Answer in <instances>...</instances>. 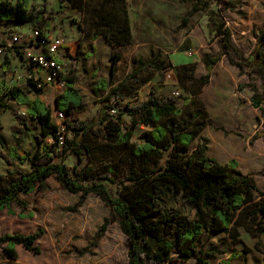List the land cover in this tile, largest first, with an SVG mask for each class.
Here are the masks:
<instances>
[{
    "label": "rangeland",
    "instance_id": "374dc122",
    "mask_svg": "<svg viewBox=\"0 0 264 264\" xmlns=\"http://www.w3.org/2000/svg\"><path fill=\"white\" fill-rule=\"evenodd\" d=\"M15 3L19 0H9ZM134 31L131 45L116 49L106 38L97 40L84 36L89 27V9L97 0H45L43 15L48 27L43 25V34L51 36L65 35V42L70 49L64 56V77H74L76 88L83 97L84 106L73 111L66 120L99 121L101 115L108 111L115 117L117 106L126 103L136 105L150 95L173 97L178 107L184 111L194 109L195 101L201 102L212 122L204 130L207 141V156L227 164L231 159L238 163L237 169L251 174L257 181L260 190H264V104L261 108L252 105V96L264 91V68L258 73L256 59L258 53L264 57V44L259 35L264 31V0H128ZM36 2H34V5ZM196 3L199 4L195 10ZM34 11V10H32ZM32 24L0 23V44L6 45L4 51L7 61L1 78L7 82L16 71L23 74L25 48L28 33ZM48 28V31H46ZM219 30L228 29L231 33L233 48L226 53L223 48V35ZM9 30L23 37L21 44H11L6 36ZM119 53L121 58L115 65L113 80L109 70L112 53ZM218 56L219 60L209 73V83L202 86L194 96L191 92L197 89L199 82L180 80L188 71H181L183 65H195L196 78L208 73L202 62L204 54ZM8 54H12L11 57ZM153 61L160 67H153L138 72L131 79L134 85L132 93L124 100L104 102L111 87L127 79L140 62ZM245 65L242 69L234 63ZM106 80L107 89L99 80ZM137 81V82H136ZM140 81H146L140 83ZM16 85V83H13ZM30 89L25 80L16 86ZM65 87L53 86L42 92L41 99L55 108V98ZM4 104H10L2 98ZM119 102V104H117ZM189 102V103H188ZM187 103V104H186ZM109 104L110 107H105ZM12 105V104H11ZM21 110V106L16 105ZM1 111V109H0ZM55 120V119H54ZM13 121L17 126H13ZM57 121V119H56ZM122 125L131 126L130 116L120 117ZM59 122V121H58ZM1 125L4 143L14 141L13 127H21L11 110L2 112ZM102 125L97 124L94 132ZM146 126L137 125L131 128L132 141L141 143V135ZM33 123L28 130L29 137L17 146L23 153L30 147L32 136L37 133ZM100 133V132H99ZM20 135V134H18ZM94 134L90 136L93 140ZM50 141V138H48ZM101 142L90 143L92 154L81 157L70 155L65 164L72 172L87 165H94L95 170L107 171L113 166L114 177L121 178L125 173L124 151L119 147L110 149L96 148ZM195 140L189 147L193 151L199 144ZM7 165L3 161L1 170ZM116 196L115 186L110 187ZM80 194L67 191L50 177L44 188L38 189L24 200L28 203L25 209L17 204L11 205L12 213L3 210L0 213V237L6 234H33L42 230L35 245L39 252L27 250L21 253V264H128L130 243L120 228L117 219L111 220L104 234L93 244L99 228L105 218L112 219V209L95 194H89L77 210H71ZM240 235L233 238L226 234L209 237L204 233L200 245L211 252L208 260L211 263L229 261L230 264H262L264 260L263 237L251 234L243 224L239 227ZM41 238V239H40ZM40 239V240H39ZM39 240V241H38ZM0 244V264H12ZM214 251V252H213ZM18 257V254H17ZM14 258V259H17ZM167 264H195L191 259L183 261L176 258Z\"/></svg>",
    "mask_w": 264,
    "mask_h": 264
},
{
    "label": "trees",
    "instance_id": "16d2710c",
    "mask_svg": "<svg viewBox=\"0 0 264 264\" xmlns=\"http://www.w3.org/2000/svg\"><path fill=\"white\" fill-rule=\"evenodd\" d=\"M97 1L89 9V27L84 36L92 40L104 37L114 47L131 45L134 31L128 0ZM198 6L196 3L195 10ZM43 12L32 11L29 0L15 3L0 0V23L29 22L42 29L46 23ZM218 32L223 35L222 46L227 53L233 48L231 33L228 29H218ZM259 38L263 45L264 31ZM258 56L259 68L256 70L262 73L264 57L261 53ZM120 58V54L115 52L110 56L109 75L112 80ZM218 60V56L204 54L202 62L208 73L198 78L194 75V64L179 67L180 76L181 71H188L186 77H180L182 83L186 80L199 82L197 89L191 92L194 96L209 83V73ZM234 64L240 69L245 66L238 62ZM147 67L160 69L151 60L140 62L127 79L109 89L103 101L124 100L134 89L131 79ZM64 79L65 89L56 96L55 108L68 116L81 110L84 101L75 86V78L65 76ZM99 83L107 89L106 80L101 79ZM6 88L4 84L0 86V109L11 110L21 125L12 129L18 145L29 137L31 123L38 131L32 136L29 149L23 153L12 145L0 150V213L5 209L12 213V204L25 209L28 203L21 195L44 188L46 179L55 176L67 191L80 194L71 210L82 206L89 194L99 196L111 207L112 219L105 218L93 244H97L111 220L117 219L130 243L128 264H167L176 258L183 261L194 259L195 264H214L208 260L211 252L200 245L201 236L204 233L209 237L226 234L237 238L241 224L251 234L263 237L264 249V190L258 188L251 174L237 169L235 159L221 164L207 156L208 140L202 131L212 120L201 102L195 101L194 109L184 111L173 97L150 95L136 105L117 102L115 117L105 111L97 122L64 120V129L60 131L53 119V109L41 99V90ZM251 89L254 90L252 105L261 108L264 91L259 95L255 86ZM4 97L27 105V116L20 115L15 106L4 104ZM104 106L110 107L109 104ZM122 115L130 116L131 126L122 125ZM97 124L102 126L94 132ZM137 125L146 126L141 143L132 141L131 128ZM59 133L63 137L62 144L59 143ZM92 134L94 138L90 140ZM100 137L101 142L96 148L119 147L124 151L126 173L121 178L114 177L113 166L102 172L95 170L92 164L71 172L65 164L70 155H91L90 143H97ZM197 139L199 144L190 152V145ZM3 161L7 165L4 171L1 170ZM111 185L115 186L116 196L110 191ZM41 234V229L29 235L6 234L0 237V244L5 243V255L14 259L17 257V244L39 252L35 241Z\"/></svg>",
    "mask_w": 264,
    "mask_h": 264
},
{
    "label": "built area",
    "instance_id": "2783aa9c",
    "mask_svg": "<svg viewBox=\"0 0 264 264\" xmlns=\"http://www.w3.org/2000/svg\"><path fill=\"white\" fill-rule=\"evenodd\" d=\"M45 0H29L30 9L34 10V12H39L43 8V2ZM34 2H36L34 5ZM6 36H8V40H10L9 45L13 44H21L22 46L25 43H21L23 37H20L14 31L9 30L6 32ZM27 43L35 44L25 48V57L24 61V69L23 75L16 71L7 82H4L1 78L3 74L5 64V55L4 51L7 48L6 45L0 44V86L3 84L7 87L6 90L16 86L21 82V79L25 80L26 85L30 89L45 91L47 88L53 86L65 87L66 81L64 79V63L60 57L61 53L65 48V41L62 36H51L49 34H43V30L37 27L32 26L31 32L26 35ZM16 83V85H13ZM22 88V87H19ZM20 115L27 116V110L22 109L18 111ZM66 118V114L63 111L55 110L53 112V119L59 125L60 131H63L64 124L63 121ZM57 119V121H56ZM59 121V122H58ZM63 137L62 134L59 133V143L62 144Z\"/></svg>",
    "mask_w": 264,
    "mask_h": 264
},
{
    "label": "crops",
    "instance_id": "0c3cea01",
    "mask_svg": "<svg viewBox=\"0 0 264 264\" xmlns=\"http://www.w3.org/2000/svg\"><path fill=\"white\" fill-rule=\"evenodd\" d=\"M12 2V1H11ZM131 16V15H130ZM32 24V23H31ZM33 25V24H32ZM46 27H48V26H46ZM47 30L46 31H48V28H46ZM84 35V34H83ZM59 36H62L63 38H64V41H65V35H59ZM97 40V39H96ZM95 41V40H94ZM116 49H121V48H123V47H115ZM68 49H70V47H69V44L68 43H66L65 42V48H64V51L61 53V55H60V57H61V59H62V62H64V56H66V52H67V50ZM11 55L12 54H8V56H10L11 57ZM23 72V71H22ZM23 75V74H22ZM22 89H24V88H22ZM25 90V89H24ZM10 104H12L13 106H16V105H19V106H21V108L22 109H25V110H27V105H25V104H17V103H15L14 101H10L9 102ZM8 110H4V109H1V111H0V150H3L4 149V145H5V143H4V136H3V134H2V132H3V127H2V125H1V117H2V112L3 113H5V112H7ZM18 124H17V122L16 121H13V126H17ZM209 126V124L206 126V128ZM205 128V129H206ZM204 129V130H205ZM204 130L202 131V134H203V132H204ZM206 138V137H205ZM207 139V138H206ZM208 140V139H207ZM18 143L16 142V140L14 139V141H12L10 144H8V145H6L7 147H9V146H15V147H17L18 145H17ZM6 147V148H7ZM5 148V149H6ZM222 164V163H221ZM243 172V171H242ZM243 173H245V172H243ZM52 177V176H51ZM50 177H48L47 179H46V182H47V180L49 179ZM35 192V191H34ZM33 193V192H32ZM32 193H30V194H32ZM30 194H22L21 195V197L23 198V199H25L27 196H29ZM41 239V238H40ZM39 239V240H40ZM38 240V241H39ZM15 248H16V252H17V254H18V257H17V259H9L11 262H12V264H21L20 262H23V261H21V259H20V255H21V253H24L25 255H26V253L28 252L27 250V248L26 247H24L22 244H17L16 246H15ZM10 264V263H9Z\"/></svg>",
    "mask_w": 264,
    "mask_h": 264
}]
</instances>
